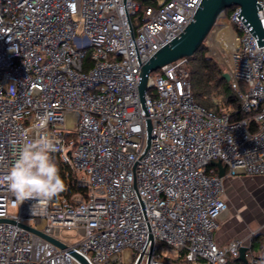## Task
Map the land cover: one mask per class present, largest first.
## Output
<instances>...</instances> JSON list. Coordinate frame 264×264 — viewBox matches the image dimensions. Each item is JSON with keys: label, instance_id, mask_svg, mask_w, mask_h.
I'll list each match as a JSON object with an SVG mask.
<instances>
[{"label": "built area", "instance_id": "built-area-1", "mask_svg": "<svg viewBox=\"0 0 264 264\" xmlns=\"http://www.w3.org/2000/svg\"><path fill=\"white\" fill-rule=\"evenodd\" d=\"M199 1L0 0V177L25 139L46 133L68 182L85 189L18 203L0 180V264H264L243 238H214L228 208L224 177L264 174V43L239 6L214 25L224 17L236 46L212 47L246 117L194 99L187 57L148 73L145 109L137 90L141 64ZM42 115L44 133L34 129ZM63 229L80 238L66 242ZM161 244L178 257H162Z\"/></svg>", "mask_w": 264, "mask_h": 264}, {"label": "water", "instance_id": "water-1", "mask_svg": "<svg viewBox=\"0 0 264 264\" xmlns=\"http://www.w3.org/2000/svg\"><path fill=\"white\" fill-rule=\"evenodd\" d=\"M232 5L239 6L240 10L236 16L242 20L247 29L253 35L257 45L264 43V27L262 28L260 24L257 12V8H260V3H258L257 0H200L196 10L192 15V18L184 26V28L175 37L158 48L145 62L141 64L137 90L144 109V92L147 88L146 82L148 73L150 71L157 70L163 65L175 61L181 57L193 55V53L198 49L200 44H202V42L210 33L220 14L226 8ZM223 76L227 80L229 79V76L226 72H223ZM146 121L147 136L149 140L151 126L150 121L148 119ZM211 163L217 166L219 176L225 175V166L222 165L219 160L213 161ZM25 227L37 234L42 235L60 247L64 246L55 238L45 235L32 227ZM243 253L244 248H241L239 258L242 260H244ZM84 264L87 263L84 262Z\"/></svg>", "mask_w": 264, "mask_h": 264}, {"label": "clouds", "instance_id": "clouds-1", "mask_svg": "<svg viewBox=\"0 0 264 264\" xmlns=\"http://www.w3.org/2000/svg\"><path fill=\"white\" fill-rule=\"evenodd\" d=\"M48 117H38L35 130L44 133ZM56 151V142L46 133L36 140L25 139L17 158L0 180L8 185L18 203L26 200H50L66 190L60 168L51 153Z\"/></svg>", "mask_w": 264, "mask_h": 264}, {"label": "crops", "instance_id": "crops-1", "mask_svg": "<svg viewBox=\"0 0 264 264\" xmlns=\"http://www.w3.org/2000/svg\"><path fill=\"white\" fill-rule=\"evenodd\" d=\"M223 190L228 208L218 220L215 240L225 244L231 237L243 238L254 256L264 258V174L226 176Z\"/></svg>", "mask_w": 264, "mask_h": 264}, {"label": "trees", "instance_id": "trees-1", "mask_svg": "<svg viewBox=\"0 0 264 264\" xmlns=\"http://www.w3.org/2000/svg\"><path fill=\"white\" fill-rule=\"evenodd\" d=\"M234 5L224 10L226 15H229ZM188 64L190 67V82L194 99L202 106L213 109L215 111L229 112L233 120L244 118L247 116L241 109V102L236 91L230 85V82L223 76V70L210 57L205 55L202 44L193 53L188 56ZM220 96L215 99V96ZM250 129H253L255 123L250 121ZM54 161L60 168V174L65 182L66 190L60 193V196L69 197L70 194L81 191L84 192L83 187H76L68 182L70 176L67 166L61 162L56 153H51Z\"/></svg>", "mask_w": 264, "mask_h": 264}, {"label": "rangeland", "instance_id": "rangeland-1", "mask_svg": "<svg viewBox=\"0 0 264 264\" xmlns=\"http://www.w3.org/2000/svg\"><path fill=\"white\" fill-rule=\"evenodd\" d=\"M137 17L138 16H134V19H136ZM221 18L222 19L218 20V22L216 24V27L215 26L212 27L210 33L208 34V38H206L202 42V49H204L205 55L210 57L223 70L225 66H224V64L222 62L219 61V59L216 57V55H214V50H215V48H218L216 46H219L222 50H224L223 52L228 55L233 47H229V48L225 49V47H223L221 44H217L216 41H213L214 40L213 36L218 32V30L221 29L222 27H227L228 26V25L225 26V23H226L227 20L224 17H221ZM227 23L229 24L228 21H227ZM230 27L232 28L233 26L230 25ZM213 45H216L215 48L212 47ZM218 57H219V55H218ZM156 72L157 71H155L154 73H156ZM241 87L245 90L246 89V84L242 82ZM219 98H220V96H218V95L215 96V99H219ZM237 190H239V188ZM240 200L241 199H239V201ZM246 200H247V198H246ZM237 201H238V199H236V201L233 202L234 204H232L234 209L236 207L235 205H236ZM238 203H240V202H238ZM60 237L63 240H65L66 242H68L70 244H73V243L78 241V239L80 238V234L76 233L75 230L63 229L60 232ZM253 249H254V251H256L257 250V246H254ZM159 252H160L162 257H167V258H170V259H176L178 257V252L175 249H173V248H171V247H169L167 245H164V244L160 245ZM122 262L126 264V262L124 261V258H123ZM200 264H207V263H200Z\"/></svg>", "mask_w": 264, "mask_h": 264}, {"label": "bare ground", "instance_id": "bare-ground-1", "mask_svg": "<svg viewBox=\"0 0 264 264\" xmlns=\"http://www.w3.org/2000/svg\"><path fill=\"white\" fill-rule=\"evenodd\" d=\"M228 25L227 27H222L221 29L218 30V32L213 36L214 40L216 41L217 44H221L225 49L229 47H235L237 44V38L234 34L233 29L230 27V25L225 23V26ZM127 256V253H126Z\"/></svg>", "mask_w": 264, "mask_h": 264}]
</instances>
